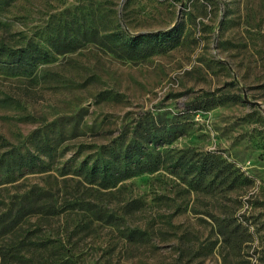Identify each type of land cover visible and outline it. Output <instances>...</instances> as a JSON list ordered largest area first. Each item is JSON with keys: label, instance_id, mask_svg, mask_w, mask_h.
I'll list each match as a JSON object with an SVG mask.
<instances>
[{"label": "rangeland", "instance_id": "1", "mask_svg": "<svg viewBox=\"0 0 264 264\" xmlns=\"http://www.w3.org/2000/svg\"><path fill=\"white\" fill-rule=\"evenodd\" d=\"M0 41L49 55L0 64V264H264V0H0Z\"/></svg>", "mask_w": 264, "mask_h": 264}, {"label": "trees", "instance_id": "2", "mask_svg": "<svg viewBox=\"0 0 264 264\" xmlns=\"http://www.w3.org/2000/svg\"><path fill=\"white\" fill-rule=\"evenodd\" d=\"M171 34V33H170ZM163 34L165 38H170L169 35ZM149 35L139 34L138 40L128 36L124 30L120 33H114L109 37V44L113 50L121 52L126 56L132 54H141L142 50L148 48L145 44V38ZM65 52V51H64ZM49 55L47 51L41 48L38 44L28 43L25 46L13 47L3 41H0V64H11L21 68H31L40 62L48 60ZM140 145H131L126 147L121 155V159L131 158L130 165H125L122 169L114 168L113 173L109 175H102V179L115 178L117 181L124 180L129 177L139 175L144 172H152L156 169V164L152 160V157L143 155V159L140 160L137 156L142 154ZM11 151L10 153L14 156L9 161V166H13L15 169L20 170L22 168L31 167L35 165L39 159L36 155L26 152L25 154ZM111 168L106 170L111 171ZM113 170V169H112ZM99 170L93 171V175H98Z\"/></svg>", "mask_w": 264, "mask_h": 264}]
</instances>
